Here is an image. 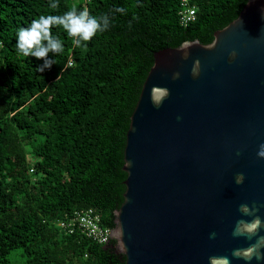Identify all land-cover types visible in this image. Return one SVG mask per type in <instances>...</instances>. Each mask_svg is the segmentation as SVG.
Masks as SVG:
<instances>
[{
    "label": "trees",
    "instance_id": "trees-1",
    "mask_svg": "<svg viewBox=\"0 0 264 264\" xmlns=\"http://www.w3.org/2000/svg\"><path fill=\"white\" fill-rule=\"evenodd\" d=\"M187 1L196 17L184 26L181 0H58L55 9L51 0H0V264L16 249V264H125L116 239L102 245L57 221L93 208L116 228L126 132L153 53L211 42L247 2ZM72 7L108 13L110 25L81 46L54 26L65 46L40 72L43 58L18 52L16 31Z\"/></svg>",
    "mask_w": 264,
    "mask_h": 264
},
{
    "label": "water",
    "instance_id": "water-1",
    "mask_svg": "<svg viewBox=\"0 0 264 264\" xmlns=\"http://www.w3.org/2000/svg\"><path fill=\"white\" fill-rule=\"evenodd\" d=\"M262 140L264 0H247L211 42L153 53L130 115L123 201L108 234L125 264H209L220 255L230 264H264L232 255L256 239L232 235L244 216L239 205L255 206L264 219Z\"/></svg>",
    "mask_w": 264,
    "mask_h": 264
},
{
    "label": "clouds",
    "instance_id": "clouds-1",
    "mask_svg": "<svg viewBox=\"0 0 264 264\" xmlns=\"http://www.w3.org/2000/svg\"><path fill=\"white\" fill-rule=\"evenodd\" d=\"M49 7L55 9L58 7V0H51ZM117 12L124 13L126 9L122 6H117ZM111 17L108 13H101L99 15L93 14L87 7L77 9L72 7L63 11L62 13L49 12L41 13L38 18H33L26 26L18 27L16 31V49L25 56H34L36 58H43L42 63L36 65L40 72L51 68L56 63L55 54L60 53L64 49L63 40L53 32L54 26H62L68 36L73 37V44L81 46L84 42L89 41L98 32H103L110 25ZM52 53L53 55H49ZM183 57L187 58V52L181 53ZM194 65L199 64V60L193 62ZM179 73H174L178 76ZM198 75V72L193 71V76ZM259 154H264V140L260 141L257 148ZM236 184H242L244 181V173L237 172L234 177ZM239 210L244 214L236 220L232 235L233 236H256L253 243L246 248H235L232 250L233 256H239L245 260H252L253 257L257 261L264 260V234H259V231L264 227V219L256 214L258 209L255 206H250L248 203H241ZM250 217V219L245 218ZM210 237L216 235L211 232ZM216 261L218 264H230L228 256L220 255L209 258V264Z\"/></svg>",
    "mask_w": 264,
    "mask_h": 264
},
{
    "label": "built area",
    "instance_id": "built-area-1",
    "mask_svg": "<svg viewBox=\"0 0 264 264\" xmlns=\"http://www.w3.org/2000/svg\"><path fill=\"white\" fill-rule=\"evenodd\" d=\"M180 22L186 26L195 20L196 9L187 0H181ZM32 171V169H30ZM57 225L65 232L72 233L77 230L93 241L107 245L112 237H109V226L100 223V216L93 208L75 209L57 221Z\"/></svg>",
    "mask_w": 264,
    "mask_h": 264
},
{
    "label": "rangeland",
    "instance_id": "rangeland-1",
    "mask_svg": "<svg viewBox=\"0 0 264 264\" xmlns=\"http://www.w3.org/2000/svg\"><path fill=\"white\" fill-rule=\"evenodd\" d=\"M117 250H118V248H117ZM18 252H19V250L16 249V250L11 251V253L8 255V257L10 259L9 264H16L17 262L15 260L19 259V262H21L24 259L23 256L18 255Z\"/></svg>",
    "mask_w": 264,
    "mask_h": 264
}]
</instances>
